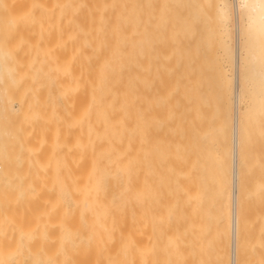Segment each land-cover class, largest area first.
Masks as SVG:
<instances>
[{
    "label": "bare ground",
    "instance_id": "6f19581e",
    "mask_svg": "<svg viewBox=\"0 0 264 264\" xmlns=\"http://www.w3.org/2000/svg\"><path fill=\"white\" fill-rule=\"evenodd\" d=\"M84 2L75 36L51 43L56 66L84 86L82 170L58 181L30 166L16 170L12 151L3 150L0 235L68 226L99 246L147 248L152 233L180 231L192 233L198 264H238L247 146L251 135L264 137V0ZM16 53L0 38V54ZM12 87L0 69V139L16 129L5 126L16 111ZM33 104L25 111L31 119ZM28 137L40 157L43 138L34 128ZM9 250L0 243V264ZM124 255L118 259L139 260L135 251Z\"/></svg>",
    "mask_w": 264,
    "mask_h": 264
},
{
    "label": "rangeland",
    "instance_id": "374dc122",
    "mask_svg": "<svg viewBox=\"0 0 264 264\" xmlns=\"http://www.w3.org/2000/svg\"><path fill=\"white\" fill-rule=\"evenodd\" d=\"M76 4H78L80 8H76ZM84 4V0L0 1V38L3 39L5 43L11 42L12 44H16L17 48V53L12 58L0 54V69L5 75L8 84L13 86L11 100L16 110L10 114L9 119L5 122V126L9 128L14 126L16 129L12 131V136L0 139V153L5 149L13 152V154L11 152L6 155L9 156L10 154L16 158L13 162L16 170L25 171V167L30 166V169L32 168L34 171L41 170L42 173L51 174L55 180L64 182L73 180L72 176H74L73 174L78 167L82 170L84 164L83 137L85 126V114L83 112L84 86L83 82L79 84L76 82L73 73L71 74V72L67 70H61L56 66L51 43L54 38L63 36L67 32L70 33L69 35L75 36L74 29L77 23H80V26H82ZM31 101H34L32 119L25 115L27 105ZM28 118H30V120H28ZM31 128L38 131L39 136L43 138L44 141L41 145L42 152L40 157H38L39 159L36 158L37 153L33 152L32 148L29 146L30 138L28 134L31 132ZM250 139L252 140L248 146H251H247L248 153H246L248 156L246 155L245 159L246 157L247 159L249 158L247 163L249 162L252 167H249L247 163L246 165L244 159V164L246 166H244L245 172L243 171L245 179L243 177L242 195L245 197L242 196L243 198H241V208L243 207V210H241L242 223L239 234L240 251L238 250V260L241 261V264H246L248 261L250 262H248L249 264H264V259H261L262 256L259 255L260 253L264 254L262 250L264 249V214H262L264 213V199H262L264 198V188L261 189V182H259L264 180V137L259 133L258 135L255 133L251 135ZM258 147H260V149ZM258 152L261 153L263 157L262 162L261 159H259L261 155H259ZM250 153L251 156L249 155ZM255 155L257 156L255 157ZM252 156L254 157L252 158ZM0 163H2L3 166L5 165V163L1 161ZM259 176L260 179L258 178ZM246 196L248 199H246ZM255 200L257 201L255 202ZM245 201L246 204H244ZM249 206V210H251L253 213H251V215L253 216H250V212L246 211ZM254 207H257L256 211ZM242 212H244L243 215ZM250 222L251 224H249ZM254 222L256 224H254ZM246 225L248 226L247 228L244 227ZM256 225L258 227H256ZM58 227H51L50 229H52V231L48 228H45L46 230L42 229L41 231L39 229L41 233H43V231L45 232L41 234L40 238H38L40 236L39 231H37L38 233L30 234V236L29 234L26 236L24 233L26 238L23 237V232L21 233L19 231L18 236H15L17 239L13 238L17 230L8 229V232L6 230L5 232L3 231L0 235L2 236L0 239L2 238L3 240H0V243L6 244L7 242L9 249L11 248V250H9L11 252L10 257L5 264H198L199 261L197 248L196 245H194V238L186 237L192 233L180 231L169 232V235L168 233H152L155 237L151 238V242L149 241L147 243L144 241L146 244L145 247L147 248H143L144 246L140 243L139 244L143 247L138 245L139 247L136 246L135 248H120L117 246L114 248V245L108 247V245L101 246L100 244L99 246V244L93 242H91L93 243L91 247V243L84 238V235L87 233L85 234L82 231L76 234L71 233V235L68 226L67 228L66 226H64L65 228L63 226L61 227V229L64 228V231L59 230L60 227ZM47 229L48 232L50 231L48 233L50 236H47ZM161 234L165 235L163 239L158 238ZM56 235H60V239L56 237ZM35 236L38 240L40 239L39 242L36 241ZM74 236L78 238L77 241L73 238ZM6 237H8V239ZM62 237L65 239H63L64 242ZM251 237L252 239H250ZM34 238L35 242H38L37 244L33 242ZM25 239L28 241L26 242ZM57 239H59L60 244H58L59 241ZM16 240L20 247H22L21 250L20 247H17ZM46 240L51 242L50 246L49 242H47L48 244L46 243ZM10 241H14L13 244ZM53 241L55 242L53 243ZM28 242H30V245H36L27 249L30 247L28 246ZM10 243L12 245H9ZM46 244L49 247H46ZM33 247L34 250L32 249ZM50 247L51 249H49ZM257 248L261 249L263 252L257 250ZM24 249L26 252L23 253ZM32 250L35 252L36 257H34L35 255L33 256ZM126 251H135L136 257L139 258L138 262L136 263L137 259H135V262L121 260L122 257L124 259L129 257L124 255ZM16 252L17 255L14 254ZM47 252H49V254ZM113 253L115 255H113ZM245 253L247 259L243 256ZM252 256H254V258ZM186 257L187 259L191 257L192 259H188L191 261H183V258L185 259ZM19 258L21 261H19ZM259 260H261V263ZM239 261L238 264H240Z\"/></svg>",
    "mask_w": 264,
    "mask_h": 264
}]
</instances>
